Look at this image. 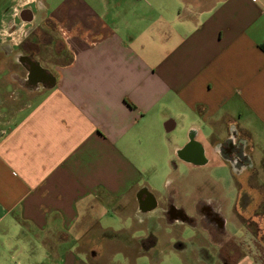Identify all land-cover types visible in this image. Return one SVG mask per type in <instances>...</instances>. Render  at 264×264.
<instances>
[{"label":"crops","instance_id":"obj_1","mask_svg":"<svg viewBox=\"0 0 264 264\" xmlns=\"http://www.w3.org/2000/svg\"><path fill=\"white\" fill-rule=\"evenodd\" d=\"M262 42L264 0H0V264H160L229 129L264 160ZM215 244L210 264H264Z\"/></svg>","mask_w":264,"mask_h":264},{"label":"flooded vegetation","instance_id":"obj_2","mask_svg":"<svg viewBox=\"0 0 264 264\" xmlns=\"http://www.w3.org/2000/svg\"><path fill=\"white\" fill-rule=\"evenodd\" d=\"M21 58H24V63L33 69L35 75L37 66L34 58ZM245 135L242 130L233 126L229 129L227 137L218 146L220 156L223 158L220 162L228 164L233 175L231 182L232 198L224 196V190L219 197H210L206 194L207 189H201L197 202L193 206L194 211L200 217L199 225L209 232L213 243H224L227 235V220L224 215L227 213L244 217L246 221L242 222L249 232L255 229L259 233V237L264 234V226L262 225L264 222V160L256 161L253 159L250 151V139ZM195 144L196 142L192 137L182 153L186 157L194 158L205 164L206 160L199 158L198 144ZM215 184H219V182L213 184L214 188ZM216 192L219 194L218 189ZM152 204L153 200L150 196L141 200V205L144 207ZM187 211L186 207L176 208L174 200H168L164 208V212L169 216L180 213L188 221H193V218L187 215ZM257 241L263 243L262 239L254 238L253 245H257ZM219 252L217 256L222 257V251Z\"/></svg>","mask_w":264,"mask_h":264},{"label":"rangeland","instance_id":"obj_3","mask_svg":"<svg viewBox=\"0 0 264 264\" xmlns=\"http://www.w3.org/2000/svg\"><path fill=\"white\" fill-rule=\"evenodd\" d=\"M247 137V135H245ZM262 144L264 145V134L262 136ZM257 155L264 154V147H260L257 145ZM215 167V168H214ZM213 167V175L215 177V180L219 182V184H215V188L218 189L219 194H216V189L211 185V183H208L205 185L206 194L207 196H216L219 197L222 190L225 191L224 196L227 198H232V173L230 170V167L228 164L223 162H216ZM182 171L186 172L188 170L187 167H181ZM208 169H202L201 172L206 175L208 173ZM151 171V170H150ZM150 174V173H149ZM215 181V182H217ZM214 182V183H215ZM160 188H163V185H160ZM213 189V190H212ZM162 190V189H161ZM189 190V189H188ZM188 194L190 192L188 191ZM183 200V198H180ZM199 217V216H196ZM224 218L227 220V235L226 236H233L236 239V246H237V255L242 254V248L246 246V250L250 253L256 255L257 257H263L264 258V234L259 237V233L253 229L252 232H249L246 227L244 226V222L246 219L244 217H237L233 214L227 213L224 215ZM264 226V222L262 224ZM119 227V226H118ZM177 234L182 237V239L177 240ZM158 246L154 251V254L161 258L160 264H210L209 262L217 261L216 257L220 253L219 251H222L225 249L220 248L218 250V247L215 249L216 242L213 243L211 240V236L205 228L200 227L198 225V228L191 227V226H182L179 228H165V231L159 232L158 234ZM254 238H257L258 240L262 239L263 243L256 242L257 245H253ZM232 242V239H230L228 242H226L225 246L230 245ZM181 242L185 246V253L183 252L184 257L180 255L176 251V247H174V244H176L177 247H179V243ZM84 245V243H83ZM231 246V245H230ZM183 247V246H182ZM87 248V247H86ZM121 247L118 245H112L110 244L107 250L108 252H113V256L117 257L118 259L121 258V254L119 252H115L117 250H121ZM88 249V248H87ZM222 249V250H221ZM125 251L129 252V254H132V251L135 254L137 250L142 251V249L139 247L133 248V249H124ZM218 251V252H217ZM181 252V251H180ZM216 252V253H215ZM132 254V255H133ZM217 264V263H213Z\"/></svg>","mask_w":264,"mask_h":264},{"label":"trees","instance_id":"obj_4","mask_svg":"<svg viewBox=\"0 0 264 264\" xmlns=\"http://www.w3.org/2000/svg\"><path fill=\"white\" fill-rule=\"evenodd\" d=\"M259 47L261 48V50L264 52V42H262L260 45H259ZM113 233H110V232H108V235L110 236V235H112Z\"/></svg>","mask_w":264,"mask_h":264},{"label":"water","instance_id":"obj_5","mask_svg":"<svg viewBox=\"0 0 264 264\" xmlns=\"http://www.w3.org/2000/svg\"><path fill=\"white\" fill-rule=\"evenodd\" d=\"M36 66H37V70L40 69V70H42V71H45V69H43V68L41 67V65H40L38 62H36Z\"/></svg>","mask_w":264,"mask_h":264}]
</instances>
